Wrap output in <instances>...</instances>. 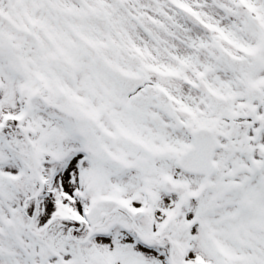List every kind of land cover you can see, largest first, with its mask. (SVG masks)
I'll return each mask as SVG.
<instances>
[{
  "label": "snow or ice",
  "instance_id": "1",
  "mask_svg": "<svg viewBox=\"0 0 264 264\" xmlns=\"http://www.w3.org/2000/svg\"><path fill=\"white\" fill-rule=\"evenodd\" d=\"M0 264H264V0H0Z\"/></svg>",
  "mask_w": 264,
  "mask_h": 264
}]
</instances>
